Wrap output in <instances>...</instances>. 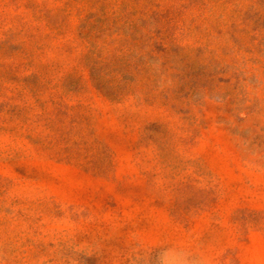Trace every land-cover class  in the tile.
<instances>
[{
  "label": "rangeland",
  "instance_id": "374dc122",
  "mask_svg": "<svg viewBox=\"0 0 264 264\" xmlns=\"http://www.w3.org/2000/svg\"><path fill=\"white\" fill-rule=\"evenodd\" d=\"M0 264H264V0H0Z\"/></svg>",
  "mask_w": 264,
  "mask_h": 264
}]
</instances>
